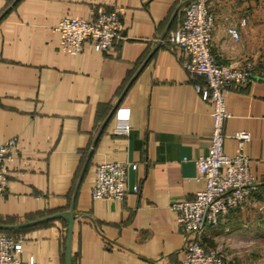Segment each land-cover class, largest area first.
<instances>
[{"label": "crops", "instance_id": "crops-1", "mask_svg": "<svg viewBox=\"0 0 264 264\" xmlns=\"http://www.w3.org/2000/svg\"><path fill=\"white\" fill-rule=\"evenodd\" d=\"M190 1L0 0V144L18 143L10 190L0 196L1 224L72 211V264H182L194 234L182 232L170 204L205 188L198 159L213 129L205 80L165 41ZM102 9L123 22L114 48L62 51L60 21ZM210 9L217 61L254 67L252 82L227 97L224 151L236 156L233 135L250 133L244 149L258 190L252 208L231 211L201 241L236 264H264V0H213ZM121 108L130 111L126 135L115 133ZM112 162L137 164L125 199L93 200L96 167ZM69 226L60 217L20 229L23 262L66 264Z\"/></svg>", "mask_w": 264, "mask_h": 264}, {"label": "built area", "instance_id": "built-area-1", "mask_svg": "<svg viewBox=\"0 0 264 264\" xmlns=\"http://www.w3.org/2000/svg\"><path fill=\"white\" fill-rule=\"evenodd\" d=\"M213 0H191L179 26L165 40L177 46L185 56L184 67L205 80L213 106V129L207 154L198 159V178L205 188L192 200L174 201L170 208L177 214V222L185 234H194L187 240L182 264H236L223 251L205 246L201 237L207 229L220 227L235 209L252 208L258 181L251 173V157L245 152V143L251 135L246 131L233 135L239 141V153L231 157L224 151L225 125L230 118L226 108L228 95L254 79V67L223 65L212 54L214 15ZM245 23V21H243ZM60 34V48L73 56L85 47L92 51L108 53L121 39L123 22L115 10H100L91 19L64 18L55 27ZM229 34L239 40L235 27ZM197 90L202 88L197 86ZM116 134H128L131 128L130 111L118 110ZM17 140L0 144V196L9 188V161L17 152ZM137 164L101 163L96 167L95 183L91 191L93 200L119 201L125 199L129 170ZM137 191L138 187H134ZM24 237L0 233V264H25L22 260ZM30 264H34L31 260Z\"/></svg>", "mask_w": 264, "mask_h": 264}, {"label": "water", "instance_id": "water-1", "mask_svg": "<svg viewBox=\"0 0 264 264\" xmlns=\"http://www.w3.org/2000/svg\"><path fill=\"white\" fill-rule=\"evenodd\" d=\"M60 217H65L69 220L70 226H69V231H68V237H67V248H66V264H72V232H73V224L75 217L72 213V211L68 214H57L51 217H46L42 218L40 220L36 221H31L23 224H18V225H7V224H1L0 223V230H20L24 229L30 226H34L37 224H41L44 222H47L52 219L60 218Z\"/></svg>", "mask_w": 264, "mask_h": 264}, {"label": "trees", "instance_id": "trees-1", "mask_svg": "<svg viewBox=\"0 0 264 264\" xmlns=\"http://www.w3.org/2000/svg\"><path fill=\"white\" fill-rule=\"evenodd\" d=\"M19 230H0V233H5V234H8V235H18L17 232Z\"/></svg>", "mask_w": 264, "mask_h": 264}]
</instances>
